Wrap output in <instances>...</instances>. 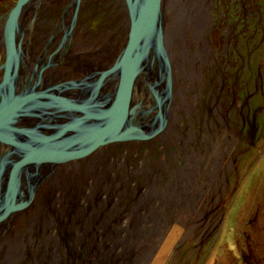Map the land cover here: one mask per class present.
Returning <instances> with one entry per match:
<instances>
[{"label": "rangeland", "instance_id": "1", "mask_svg": "<svg viewBox=\"0 0 264 264\" xmlns=\"http://www.w3.org/2000/svg\"><path fill=\"white\" fill-rule=\"evenodd\" d=\"M180 3L165 20L180 19L186 66L173 67L163 135L168 147L179 144L174 164L184 173L179 187L161 192L170 207L163 204L160 223L141 242L120 244L122 254L127 264H264V0ZM202 22L207 60L193 54L194 24ZM42 209L37 226L65 219L58 206ZM13 238L15 250L0 255V264L49 263L51 242ZM57 244L59 264H78L77 242Z\"/></svg>", "mask_w": 264, "mask_h": 264}, {"label": "flooded vegetation", "instance_id": "2", "mask_svg": "<svg viewBox=\"0 0 264 264\" xmlns=\"http://www.w3.org/2000/svg\"><path fill=\"white\" fill-rule=\"evenodd\" d=\"M10 6L11 0H0V17ZM1 27L0 20V62L4 52ZM128 27L124 0L28 1L19 14L23 57L17 87L30 83V91L55 88L66 99V108L58 114L59 124L70 121L72 114L81 116V110L70 104L75 101L77 105L76 101L88 94L84 85L88 76H98L111 67L126 41ZM115 81V76H108L100 87H91L107 91L113 89ZM135 92L134 99L140 93L146 99L141 77L135 81ZM48 112L49 108L30 112V127L50 130L46 128L52 121ZM170 115L168 109L166 125ZM166 127L149 140L108 143L51 168L43 166L31 201L0 220V255L8 256L15 250L16 245H10L13 236L18 242L25 237L51 242L47 264H59L60 241L78 243V264H127L120 244L141 242L150 236L151 226L160 223L163 204L170 207L162 190L174 191L180 185V173H184L174 164L180 146L168 147L163 135ZM6 150L7 146L0 144V154ZM52 205L58 206L60 216L65 212L63 222L48 218L37 226L42 207ZM139 231L141 239L137 238Z\"/></svg>", "mask_w": 264, "mask_h": 264}, {"label": "water", "instance_id": "3", "mask_svg": "<svg viewBox=\"0 0 264 264\" xmlns=\"http://www.w3.org/2000/svg\"><path fill=\"white\" fill-rule=\"evenodd\" d=\"M28 1L11 0L0 17L4 50L0 62V144L7 146L0 154V220L31 201L43 166L51 168L108 143L149 140L166 126L172 102V71L162 39L160 0H124L129 21L124 45L111 67L87 77L88 94L76 101L77 105L75 101L70 104L82 115L72 114L70 121L59 124L58 114L66 108V99L55 88L30 91V83L17 87L23 57L19 14ZM108 76L116 77L113 89L97 92L91 87H100ZM140 77L146 85L145 100L144 93L133 97ZM48 108L52 121L46 128L50 130L30 127V112Z\"/></svg>", "mask_w": 264, "mask_h": 264}, {"label": "bare ground", "instance_id": "4", "mask_svg": "<svg viewBox=\"0 0 264 264\" xmlns=\"http://www.w3.org/2000/svg\"><path fill=\"white\" fill-rule=\"evenodd\" d=\"M181 0H167V8L166 6H164L163 4L160 5V9L163 11V18H162V28L163 25L165 26V24L167 25L164 29H163V34H162V39H163V44L164 47L166 49L169 61H170V66H171V71L174 72L173 67L177 70V71H183L184 72V66H186L185 64L181 63L180 58H182L184 52L182 53V47H183V42H184V38H183V34H182V28L178 26L179 24V17L176 19V16L174 18V21H172V18L174 15H172V18L170 20H168V22L165 20V16L167 13L171 14V10L174 8V6H176V4H180ZM198 1V0H197ZM202 1V3H206L207 0H200ZM184 6V5H183ZM183 10L182 7H179V13ZM206 20V16H204L203 21ZM172 21V22H171ZM201 23H195L194 24V29L192 32V41H193V45H194V52L193 54L195 55V52L197 53L196 55L198 56V58L200 57V55L202 56H206L205 60H207V54H206V46L204 44V36L202 34V30L204 28V22ZM191 36V34L188 35V37ZM188 40V39H186ZM192 60L195 62V59L192 58ZM191 60V62H192ZM193 64V65H194ZM184 65V66H183ZM178 72V73H180ZM177 73V74H178ZM188 75V73H185V78L184 79H191L190 77H186ZM190 85H192V79L190 80ZM182 89V88H181ZM183 91V90H182ZM182 91H180V94L182 93ZM184 95V92H183ZM182 96V95H181ZM180 98V97H179ZM188 142H185V144H187ZM208 157H210V155L208 154ZM206 169V168H205ZM190 176V175H189ZM207 187L206 189H209L210 187V182H207ZM195 207V206H194Z\"/></svg>", "mask_w": 264, "mask_h": 264}]
</instances>
